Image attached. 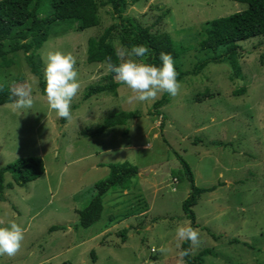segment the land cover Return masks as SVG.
<instances>
[{
  "label": "rangeland",
  "instance_id": "1",
  "mask_svg": "<svg viewBox=\"0 0 264 264\" xmlns=\"http://www.w3.org/2000/svg\"><path fill=\"white\" fill-rule=\"evenodd\" d=\"M104 1L97 0L100 25L78 32L73 22L61 23L72 30L61 32L57 25L39 50L43 74L48 51L77 57L81 89L70 122L49 108L22 52L13 67H0V85L25 81L35 97L30 110L0 106V169L29 157H41L46 168L25 187H5L0 227L16 221L25 239L15 256H0V264H176L184 241L175 230L191 223L183 211L191 186L176 153L190 165L198 187H216L192 205L201 241L192 254L212 250L204 264H264V36L240 43L238 72L228 63H211L199 75L185 76L179 95L160 109L163 118L151 112L165 93L129 103L134 94L120 82L116 96L84 99L90 86L110 75L105 63L87 62L88 40L120 23L111 6L100 7ZM246 8L232 0H148L129 7L125 16L153 34L169 35L181 53L177 65L189 71L206 58L198 51L205 24ZM124 42L120 27L108 40L115 49L131 48ZM142 59L147 63L150 53ZM242 89L245 94L237 96ZM206 92L212 96L199 102ZM123 111L138 112L139 118L101 135H82ZM124 162L138 169L126 177L124 192H108L101 219L75 228L99 192L96 183L108 177V165ZM13 181L7 173L5 185ZM143 201L148 209L141 211ZM55 226L66 229L51 232ZM162 245L167 253L153 251Z\"/></svg>",
  "mask_w": 264,
  "mask_h": 264
},
{
  "label": "trees",
  "instance_id": "2",
  "mask_svg": "<svg viewBox=\"0 0 264 264\" xmlns=\"http://www.w3.org/2000/svg\"><path fill=\"white\" fill-rule=\"evenodd\" d=\"M148 0H105L100 7L111 6L120 23H114L106 29L99 39L90 38L87 46V62L89 64L105 63L106 58L111 57L113 63H118L116 49L108 43L112 37L113 31L120 27L125 44L147 45L150 49V59L147 63L162 66L159 59L161 52L170 53L175 61L176 71L179 73L178 80L181 81L187 75L197 76L202 73L211 63L229 64L233 70L238 72L240 65L238 59L241 50V42L264 36V0H232L247 5L243 11L234 13L227 17L218 18L205 24L202 38L199 42L198 51L206 55V58L199 61L192 70L184 71L177 65L181 53L178 51L175 42L167 34H153L150 27H143L135 19L125 16L131 6H135ZM99 5L97 0H0V67L9 69L16 63V57L20 52L25 55V61L31 69V72L38 76L45 92L46 81L43 80V60L39 50L50 39L53 28L61 25V32L72 30L62 26L65 22L71 21L76 24L75 31L82 32L87 29L100 25ZM63 23V24H61ZM56 30L58 27L55 28ZM55 29L53 33L55 32ZM59 31V30H58ZM58 31L55 33L58 34ZM106 83L100 82L90 86L84 99L88 100L99 94H118L120 83L114 80V74L104 78ZM25 81L19 82L24 83ZM17 83V84H19ZM12 85H0V106L11 104L14 97L11 93ZM203 96L198 98L201 102L204 98L211 97L212 94L200 93ZM245 94V89L236 92V95ZM171 96L165 92L163 97L154 104L153 115H161L165 118L160 109L169 104ZM139 118L138 112H119L110 115L96 129L83 132L82 135H101L117 126H125L130 120ZM66 122L65 119H62ZM164 126V125H163ZM161 126V127H163ZM200 140V138H198ZM197 140V141H198ZM177 158L181 162L184 173L190 183V194L183 202V211L188 219L191 220V226L199 227L196 224V215L192 205H197L199 198L205 192H211L216 187L200 188L195 183V176L190 165L178 153ZM135 165L129 162L109 164L110 172L105 180L96 183L95 187L99 192L91 200L89 206L82 212L79 218L77 228H89L101 219L104 210V197L111 191L118 192L120 195L126 189V177L132 176L137 172L130 173L129 168ZM46 172L45 162L41 157H29L19 159L18 161L0 169V200L3 196L5 187L8 189L14 186L25 187L30 182L41 178ZM10 173L13 177V183L5 185V175ZM115 190V191H114ZM117 190V191H116ZM138 208L142 211L148 209L146 201L138 202ZM138 205V204H137ZM139 210V211H140ZM64 226H55L50 229L51 232L64 230ZM125 235H126V231ZM212 235V234H211ZM213 238H217L212 235ZM238 242V241H237ZM190 242L184 241L181 249H189ZM192 248V247H191ZM93 259L96 261V256ZM214 252L210 249L200 251L198 255L185 257L187 264H204L205 259ZM62 264H73L64 262Z\"/></svg>",
  "mask_w": 264,
  "mask_h": 264
},
{
  "label": "clouds",
  "instance_id": "3",
  "mask_svg": "<svg viewBox=\"0 0 264 264\" xmlns=\"http://www.w3.org/2000/svg\"><path fill=\"white\" fill-rule=\"evenodd\" d=\"M150 52L151 49L145 44L133 45L131 48L121 45L116 49L118 63H113L111 57L106 58V71L113 73L114 80L126 85L134 94L128 98L129 103L155 101L165 92L171 97L180 93L182 84L178 80L179 73L176 71L172 55L161 52L159 59L162 66H156L142 59ZM45 63V93L49 108L55 111L59 118L70 122L73 119L72 104L81 89L77 57L71 52L48 51ZM11 93L14 97L12 106L15 109L33 108L35 97L30 83L12 85ZM175 231L178 240L190 242L191 247L199 246V229L192 227L190 222H182ZM24 239L25 229L16 221L10 222L8 227H0V256H15L21 250ZM177 247L179 248V245ZM191 247L178 251L176 264H187L185 257L191 255ZM153 251L163 254L169 250L162 245Z\"/></svg>",
  "mask_w": 264,
  "mask_h": 264
},
{
  "label": "crops",
  "instance_id": "4",
  "mask_svg": "<svg viewBox=\"0 0 264 264\" xmlns=\"http://www.w3.org/2000/svg\"><path fill=\"white\" fill-rule=\"evenodd\" d=\"M198 228V227H197Z\"/></svg>",
  "mask_w": 264,
  "mask_h": 264
}]
</instances>
